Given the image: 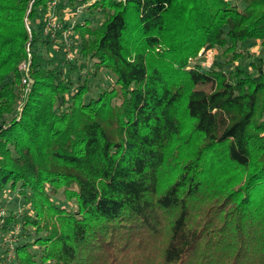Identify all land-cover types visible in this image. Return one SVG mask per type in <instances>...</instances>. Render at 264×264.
<instances>
[{
	"label": "trees",
	"instance_id": "trees-1",
	"mask_svg": "<svg viewBox=\"0 0 264 264\" xmlns=\"http://www.w3.org/2000/svg\"><path fill=\"white\" fill-rule=\"evenodd\" d=\"M61 2L0 0L1 264H264V0Z\"/></svg>",
	"mask_w": 264,
	"mask_h": 264
},
{
	"label": "rangeland",
	"instance_id": "rangeland-1",
	"mask_svg": "<svg viewBox=\"0 0 264 264\" xmlns=\"http://www.w3.org/2000/svg\"><path fill=\"white\" fill-rule=\"evenodd\" d=\"M63 1L64 0H62V2H61L62 12L58 16L56 15L55 19H53L54 21H52L56 26H57V22H58L59 17H61L62 20L65 19V21L70 26L72 24H74L75 21L80 22L82 20H90L92 22L93 26H98L100 24L101 20L103 19L104 14L109 13V10L105 9L104 11L95 12L93 15H91V14L87 13L81 7L70 9L65 5V3ZM93 1H95V0H88L87 5L91 4ZM243 46H245L243 49V50H245L244 51V58L242 60H240L237 64L240 65L241 68H243L244 70H249L248 64L250 63L252 57L255 56V57H259V58H264V46H262L259 42H254V41H249L247 43H244ZM70 53L73 54V52H70ZM221 53H222L221 49H214V50L212 49V50H207V51H204L203 49H201L198 52L197 56L200 58V62L203 66H209L213 60H221V56H220ZM53 57H55V56H53ZM27 59H29V55H28ZM190 62H191V60H190ZM230 69H231V66L226 67L227 71H229ZM88 70H89V72H91V64H89V63H88ZM73 79H74V77H73ZM92 81L93 82L99 81V82H101V84L108 86V85L113 83V78H112L110 73L102 70L99 73V76L97 79H89L90 93L92 95H94L96 91L94 89V83L93 84L90 83ZM29 89H30V84H29ZM29 89H26L25 87L21 88V90H20L21 91V97L19 98V100L15 104V111L16 112L19 113L21 111L24 98L28 94ZM53 200L59 206H64L67 208H70V206H71L70 203H67L64 200V195L61 191L54 197ZM21 201L22 200L16 194H10L6 191L0 193V208L1 209L4 208V210H6V211L9 210L10 208L15 209V207L17 209L16 211L22 210L20 207V205L22 203ZM2 203H6V204L2 205ZM1 214H2V212L0 213V216H1ZM12 231L14 233H16V236L18 234H20V230L18 229V226H14V229ZM4 247H6L8 249L6 261L8 262V260H11V262H12L13 257H14L12 240L7 238L4 233L0 232V259L3 256L2 250ZM10 255H12L11 258L9 257ZM0 264H1V261H0Z\"/></svg>",
	"mask_w": 264,
	"mask_h": 264
},
{
	"label": "built area",
	"instance_id": "built-area-1",
	"mask_svg": "<svg viewBox=\"0 0 264 264\" xmlns=\"http://www.w3.org/2000/svg\"><path fill=\"white\" fill-rule=\"evenodd\" d=\"M114 2H121L123 0H111ZM49 27H53L56 28L57 26L53 23V22H49ZM26 51H28V49H26ZM18 69L23 73V77L21 79V84L22 86H24L26 89H29V84H30V80L28 77V62H22ZM10 258L12 257V255L9 256Z\"/></svg>",
	"mask_w": 264,
	"mask_h": 264
}]
</instances>
